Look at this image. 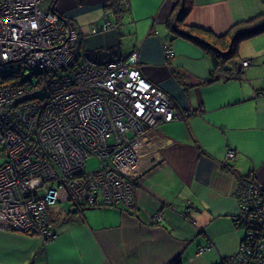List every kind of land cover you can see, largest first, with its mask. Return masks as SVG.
<instances>
[{
    "label": "crops",
    "instance_id": "0c3cea01",
    "mask_svg": "<svg viewBox=\"0 0 264 264\" xmlns=\"http://www.w3.org/2000/svg\"><path fill=\"white\" fill-rule=\"evenodd\" d=\"M108 3L57 0L53 8L76 23L86 54L99 52L105 61L135 51L142 74L170 96L176 110L198 112L156 128L133 207L69 213L75 208L69 202L67 209L52 206L56 235L48 240L0 228V264H217L236 252L244 232L234 221L238 176L252 174L264 184V31L240 41L237 56L225 63L228 71L206 83L210 56L166 27L172 0H128L133 31L126 28V13L120 23L113 20V30L89 33ZM262 13L264 0H192L185 23L222 34ZM164 27L165 34L157 31ZM125 34L133 35L127 49ZM244 59L249 64L242 67ZM235 64L237 76L231 75ZM228 148L234 157L226 161ZM206 243L210 249L197 253Z\"/></svg>",
    "mask_w": 264,
    "mask_h": 264
},
{
    "label": "built area",
    "instance_id": "2783aa9c",
    "mask_svg": "<svg viewBox=\"0 0 264 264\" xmlns=\"http://www.w3.org/2000/svg\"><path fill=\"white\" fill-rule=\"evenodd\" d=\"M52 2L0 0V228L18 227L43 240L56 235L49 215L58 201L133 207L156 128L198 112L176 110L142 74L135 51L105 61L82 51L76 23ZM102 20L89 27L91 34L115 26L108 9ZM238 72L235 64L231 75ZM90 157L98 165L88 170ZM233 157L228 148L226 161ZM234 195V221L244 232L236 252L217 264H259L264 184L248 174L237 179ZM209 249L206 243L197 253Z\"/></svg>",
    "mask_w": 264,
    "mask_h": 264
},
{
    "label": "trees",
    "instance_id": "16d2710c",
    "mask_svg": "<svg viewBox=\"0 0 264 264\" xmlns=\"http://www.w3.org/2000/svg\"><path fill=\"white\" fill-rule=\"evenodd\" d=\"M56 1L57 0H53V6ZM172 1L173 9L166 22V27L172 33L173 37H182L194 42L210 56L212 70L204 81L206 83L217 79L218 74L228 71L225 63L237 56L238 44L240 41L264 31V13H262L249 20L235 24L222 34H215L211 30L185 23V18L192 6V0ZM105 8L111 11L114 21L118 24L128 10V0H109V3L103 7V9ZM85 9V7L77 8L69 14L74 15L85 11ZM247 175L248 174L240 175L238 178ZM83 207H85V205H80L72 209L70 208L69 213Z\"/></svg>",
    "mask_w": 264,
    "mask_h": 264
},
{
    "label": "rangeland",
    "instance_id": "374dc122",
    "mask_svg": "<svg viewBox=\"0 0 264 264\" xmlns=\"http://www.w3.org/2000/svg\"><path fill=\"white\" fill-rule=\"evenodd\" d=\"M58 6V5H57ZM103 13V12H102ZM127 13V14H126ZM126 15H125V17L127 18V21H126V28H127V30H129V31H133L132 29H133V18H132V16H131V14L130 13H128V10L126 11ZM99 14V12L98 11H96V12H93V17H95V16H97ZM102 22H103V20H100V22L98 23V24H102ZM114 28H116L115 26L112 28V29H109V30H113ZM108 31V30H107ZM159 33H162V34H165L166 33V29H165V27L162 29V30H157ZM89 33H90V28H89ZM131 37H133V35H131ZM131 37H130V35H127V34H125L124 35V37H123V40H122V44H123V46L127 49V48H129L130 47V44H131ZM118 49H120V48H118ZM110 51H113V50H109L108 51V53L110 52ZM89 56H91V57H95V56H97V58L98 57H100V55H99V52H96V54H89ZM26 72H28V70H26ZM3 161H4V159H3V157H2V154H1V148H0V165L3 163ZM98 165V160L96 159V158H94V157H90L88 160H87V164H86V167H87V169L88 170H90V169H92V168H94V167H96ZM60 206H62V207H65L66 209L68 208V206H69V203H68V201H58L55 205H53V207H60Z\"/></svg>",
    "mask_w": 264,
    "mask_h": 264
},
{
    "label": "water",
    "instance_id": "95a60500",
    "mask_svg": "<svg viewBox=\"0 0 264 264\" xmlns=\"http://www.w3.org/2000/svg\"><path fill=\"white\" fill-rule=\"evenodd\" d=\"M10 230L23 232L20 228H18V227H13V226L10 228ZM24 233H25V232H24ZM28 234H30V233H28Z\"/></svg>",
    "mask_w": 264,
    "mask_h": 264
},
{
    "label": "flooded vegetation",
    "instance_id": "af4514ba",
    "mask_svg": "<svg viewBox=\"0 0 264 264\" xmlns=\"http://www.w3.org/2000/svg\"><path fill=\"white\" fill-rule=\"evenodd\" d=\"M171 12H172V11H171ZM170 15H171V13H170ZM170 15H169V16H170ZM169 16H168V18H169ZM167 20H168V19H167ZM162 90H163V89H162ZM163 91H164V90H163ZM169 97H170V96H169ZM170 99H171V98H170ZM171 100H172V99H171ZM50 219H51V218H50V215H49V220H50Z\"/></svg>",
    "mask_w": 264,
    "mask_h": 264
},
{
    "label": "bare ground",
    "instance_id": "6f19581e",
    "mask_svg": "<svg viewBox=\"0 0 264 264\" xmlns=\"http://www.w3.org/2000/svg\"><path fill=\"white\" fill-rule=\"evenodd\" d=\"M4 124H1V126L3 127Z\"/></svg>",
    "mask_w": 264,
    "mask_h": 264
}]
</instances>
